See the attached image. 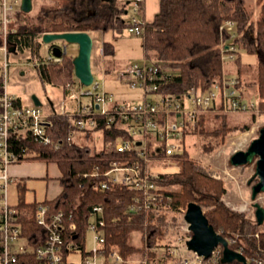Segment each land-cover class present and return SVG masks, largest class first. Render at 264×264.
<instances>
[{
	"label": "trees",
	"instance_id": "trees-1",
	"mask_svg": "<svg viewBox=\"0 0 264 264\" xmlns=\"http://www.w3.org/2000/svg\"><path fill=\"white\" fill-rule=\"evenodd\" d=\"M38 1V0H37ZM44 2L32 17L18 10L12 16L9 42L17 48V54L29 53V61L35 64L42 83L63 88L65 96L69 84L81 86L75 75L74 57L67 54L62 62H44L41 54L43 36L47 33L72 32H117L129 26L126 16L129 5L118 0H39ZM253 0H160V10L152 22L144 26L143 51L147 61L158 68L157 95L172 100L183 99L189 90L199 88L208 92L213 87L223 86L226 81L236 79L235 89L246 99L245 89L256 87L259 102L257 112L264 115V0H254L257 11L252 7ZM132 3V2H131ZM144 15V10L142 11ZM235 25L234 32L224 29L226 22ZM235 35H234V34ZM228 47H235L236 52ZM103 55L112 56L115 47L112 41L103 42ZM243 50L257 56V80L245 82L241 75V55ZM233 57V58H230ZM227 62L236 64V76L226 75ZM109 70V68H108ZM2 87V81H0ZM214 89V88H213ZM15 106H22L16 97ZM1 111V108H0ZM75 111V110H73ZM67 113H51L47 120V134L52 144L35 141L32 136H13L10 140L11 151L20 161H42L56 163L62 176L59 178L62 192L53 200L27 202L25 183H18L19 201L14 207L24 235L36 246L44 244L47 232L34 218L39 206L48 208V216L63 213L64 242H77L81 252L86 255V235L90 225L104 220L103 230L106 256L117 252L124 264L134 260L147 261L149 264H163L173 259L181 264L183 256L170 254L172 241H168L180 226V210L190 203L199 204L215 231L227 240L239 235L232 248L240 251L246 258L255 251L264 249V229L246 213L237 212L223 202L227 186L222 180L211 176L210 170L192 159L185 148L167 156L165 150L153 148L149 140L147 153L150 159H166L178 166L177 172L158 173L150 180L155 186L148 194L157 198L145 206V190L136 189L132 184H113L107 173L117 163L129 167L140 163L142 156L137 150L120 153L113 150L119 139L133 141L125 122L109 123L108 117H94L97 127L92 131L81 130L77 125L80 117L71 126ZM254 113H256L253 110ZM200 114L196 119L194 131L199 126L201 134H212L220 141H209L204 148L211 151L221 145L224 139L237 130H246L248 125L229 126L225 114H215L221 118V126L206 130L209 119ZM256 114L253 115L255 118ZM85 133L102 132L105 147L100 150L88 145L68 142L70 130ZM187 132H185L186 134ZM149 138H154L149 136ZM155 140V139H154ZM184 141V140H183ZM154 142H157L156 140ZM61 143L59 147L55 144ZM151 172L152 167H147ZM107 183V184H106ZM106 184V188L103 185ZM102 207L103 212L94 211ZM75 230H70V225ZM260 228V229H259ZM135 233L140 234V245L133 243ZM259 234V238L256 235ZM41 240V241H40ZM167 251V258L160 251ZM141 264V263H139ZM202 264H242L238 261L224 263L222 255L203 259Z\"/></svg>",
	"mask_w": 264,
	"mask_h": 264
},
{
	"label": "built area",
	"instance_id": "built-area-1",
	"mask_svg": "<svg viewBox=\"0 0 264 264\" xmlns=\"http://www.w3.org/2000/svg\"><path fill=\"white\" fill-rule=\"evenodd\" d=\"M23 0H0V264H97L99 258H114L115 262H122V257L117 252L106 256L104 250L105 238L100 227L105 226L104 220L93 222L89 230L95 236L97 246L86 255L81 253L83 259L80 262L69 260L71 254L78 253L80 244L77 242H64L63 213L48 216V208L39 206L35 211L36 223L47 232V239L43 245H33L24 235L23 226L19 222L17 210L9 202L8 192L11 184L9 168L16 163L18 157L11 151L10 140L13 136H32L39 143L52 144L53 140L47 134V120L50 114H45L40 106H15L16 97L8 92V81L11 69L14 65L12 58L17 56V48L9 42L12 16L21 9ZM146 0H132L131 15L129 18L128 32L132 35L144 36L146 21L142 18V11ZM235 25L228 21L224 29L234 32ZM122 32V31H118ZM234 34V33H233ZM235 35V34H234ZM15 48V52L11 49ZM236 52L235 47H228ZM56 49L60 54H56ZM102 46V53H103ZM68 54V45L62 41L61 45L49 43L48 54L44 56V62H62ZM233 58V57H230ZM35 66V64H34ZM158 68L150 61L144 59L142 63L132 65L121 76L128 79L132 87L140 86L145 95H157L158 85L154 83L157 78ZM236 79L226 81L223 86H215L208 92H202L199 88H192L186 93L183 102L172 98L161 97L154 101L145 99L144 103L132 108L123 105L110 107L112 98L105 90L103 84L94 77L93 83L86 87L69 84L66 90L71 91L77 108L69 112L71 126L74 119L80 117L77 125L81 130L92 131L97 127L94 117H108L109 123L125 122L133 141L119 139L113 144V150L120 153L137 150L142 156V162L146 166L137 163L129 167L113 164V168L107 173L113 184H132L136 189L145 190L147 194L146 204H151L153 199L148 190L155 188L150 180L155 176L147 167L150 158L147 153V145L153 136L157 141L155 148L163 149L167 156L173 155L180 149L179 142L183 141L185 132L195 126L200 114L211 112H257V105L242 98L235 89ZM87 98L86 102L82 99ZM52 113L65 115L67 106L62 103ZM217 113V112H216ZM75 130H70L68 142L72 143L76 138ZM61 143L55 144L59 147ZM183 149V148H182ZM181 149V150H182ZM107 184V183H106ZM106 184L103 188H106ZM95 212L102 213V207H95ZM75 225H70V230H75ZM259 238V234L256 235ZM239 236L228 240L229 246L235 244ZM41 241V240H40ZM162 258H167V251L162 250ZM238 251V250H237ZM242 253V248L240 251ZM170 254L175 255V251ZM222 246L215 248L212 256L220 257ZM243 254V253H242ZM248 264H264V249L255 251L254 255L246 258ZM203 258L193 253L191 257L182 259L181 264H202ZM141 264H149L147 261Z\"/></svg>",
	"mask_w": 264,
	"mask_h": 264
},
{
	"label": "rangeland",
	"instance_id": "rangeland-1",
	"mask_svg": "<svg viewBox=\"0 0 264 264\" xmlns=\"http://www.w3.org/2000/svg\"><path fill=\"white\" fill-rule=\"evenodd\" d=\"M44 2L39 0H33V10L29 13L30 16L34 17L38 8ZM251 5L255 12L257 7L255 6L254 0L251 1ZM145 8V5H144ZM150 7L148 11H150ZM145 10V9H144ZM131 15V13H130ZM147 15V13H146ZM128 20V19H127ZM145 20V19H144ZM93 40V51L91 57V68L94 77L98 82L103 84L105 90L109 93L112 98L110 107L113 105H123L127 108H132L138 104L144 103L145 99L154 101L161 98L160 95L150 94L145 95V91L142 87H132L128 79L121 76V73L127 71L132 65L142 63L144 61L143 51V36L132 35L125 28L122 32H108L104 37L105 40L112 41L115 47V52L112 56H104L102 53L103 41L100 39L101 34L99 32H92L90 34ZM56 45H61L62 41H55ZM68 45V53L72 57L76 58L79 52L77 44ZM49 44L43 43L41 54L46 56L48 54ZM241 55V75L245 82H255L257 80V56L256 54H249L243 50L240 51ZM14 65L11 69L10 78L8 81V92L9 94L19 97L25 106H32L33 96H37L42 102V111L45 114H51L53 109L50 102L54 104V108L58 107L62 103L70 101L69 96H65L64 89L52 86L50 84L42 83L40 80L37 70L34 64L29 61V53L19 54L12 58ZM21 68L25 71V75H20L18 69ZM109 68V70H108ZM236 64L234 62H227L226 64V75L232 78L237 74ZM246 100L254 103L255 105L259 102V97L256 87L252 89H245ZM88 100L84 99V103ZM219 114H225L227 117V123L229 126L248 125L246 130H237L236 132L228 135L221 145H216L211 151H207L204 148V144L209 141L213 143L220 138L210 134H201L199 126L193 130L191 127L187 130L184 135L182 142H179L181 151L185 148L189 153L190 157L210 170L211 176L217 180H222L226 186L227 191L223 195V202L230 209L243 212L248 215L250 219H255V208L253 207L252 201V187L257 182L253 180L250 184V180L255 174L256 165L253 162L250 165L243 167H233L230 164L231 156L238 151H246L251 143L258 138L260 130L264 127V115L253 111L248 112H219ZM216 112L207 113L209 121L204 124L206 130H214L221 126V118L215 117ZM256 114L255 118L253 115ZM152 146L155 148L156 142L154 138H150ZM79 145H88L92 149L100 150L105 147L102 139V132H91L89 136L82 132H76V138L74 141ZM149 167H152V174L158 173H172L178 171V166L175 163H171L166 159H151ZM20 191L17 184H11L9 186V202L12 206H15L19 201ZM47 195V182L43 180L27 181V190L25 191V200L27 202H41L44 201ZM256 202L260 203L264 207V193H261ZM187 208H181L180 210V226H178L175 233L170 236L168 241H172V246L178 244L176 248V255L183 257H191L193 253L188 251L182 241L189 239L192 235L189 225L185 221V213ZM204 213L205 210L203 209ZM264 229L263 226H260ZM259 228V229H260ZM239 236V235H238ZM133 243L140 245V234L135 233L133 236ZM181 242V243H179ZM97 246L95 236L92 230H89L86 235V252H90ZM82 252L71 254L69 260L78 262L83 259L81 256ZM142 260L131 261L130 264H139ZM97 264H124L122 262H115L114 258H99ZM169 264H175V261Z\"/></svg>",
	"mask_w": 264,
	"mask_h": 264
},
{
	"label": "water",
	"instance_id": "water-1",
	"mask_svg": "<svg viewBox=\"0 0 264 264\" xmlns=\"http://www.w3.org/2000/svg\"><path fill=\"white\" fill-rule=\"evenodd\" d=\"M33 0H23L21 10L30 13L33 10ZM64 41L70 44H77L79 52L73 60L75 75L80 83L86 87L93 83L94 75L91 68V57L93 51V40L89 33L72 32V33H47L43 36V42L49 44L55 41ZM15 52V48L11 49ZM56 54H60L56 49ZM35 106H42V102L37 96H33ZM255 162V174L250 180H258L252 187V201L255 208V217L257 224H264V207L256 202L258 196L264 193V127L260 130L259 136L255 139L246 151H238L230 158V164L233 167H243ZM185 221L189 225L192 233L191 238L186 242L190 252L197 254L203 259H209L215 248L222 246L223 262L232 263L238 261L242 264H248L246 257L229 247L228 240L221 234L217 233L210 225L209 219L205 215L203 208L197 203H190L187 207Z\"/></svg>",
	"mask_w": 264,
	"mask_h": 264
},
{
	"label": "crops",
	"instance_id": "crops-1",
	"mask_svg": "<svg viewBox=\"0 0 264 264\" xmlns=\"http://www.w3.org/2000/svg\"><path fill=\"white\" fill-rule=\"evenodd\" d=\"M118 1L120 3H127L129 5V12H128L129 14L126 16V19L129 20L132 0H118ZM144 5H145V8H143V10L144 9L145 10H144V15L142 14V18L145 19L146 23L152 22L153 19L155 18V16L159 13L160 0H146ZM149 7L151 8L150 11H148ZM146 13H147V15H146ZM99 33L101 34L100 39H102L103 42L108 41V40H105V38H104L107 35V33L106 34H103L101 32H99ZM18 71H19L20 75H25V71L23 69L19 68ZM84 99H82V101H84ZM73 101L74 100H72L70 98V101H67V103H64L72 111L76 110V108H77V104ZM21 102H22V100H21ZM32 102H33V100H32ZM32 104L34 105V102ZM50 104H51V107L54 111L55 110L54 104L52 102H50ZM22 105H24L23 102H22ZM9 175L12 179L11 184H14V183L18 184L19 182L20 183L22 182V183H25L27 186L28 180H30V181L43 180V181L47 182V195H46L45 200L55 199L63 190V187L61 186V183L59 181V178L62 176V173L60 171L59 166L56 163H46V162H42V161H20V162H16V163L11 164V166L9 168ZM189 239L182 241V243L184 244V246L186 247L187 250H188V248H187L186 242ZM179 243H181V242H179ZM175 246H178V244H176ZM230 248L233 249L232 247H230ZM172 250L175 251V255L173 258L178 257V255H176V249H172ZM233 250H235V249H233ZM223 251H224V249L222 247V254H221L222 258H223ZM235 251H237V250H235ZM159 254H160V256H162L164 253L161 250ZM78 262H80V261H78ZM170 262H173V259H169L167 262H165L163 264H169ZM154 264H159V263H154Z\"/></svg>",
	"mask_w": 264,
	"mask_h": 264
},
{
	"label": "bare ground",
	"instance_id": "bare-ground-1",
	"mask_svg": "<svg viewBox=\"0 0 264 264\" xmlns=\"http://www.w3.org/2000/svg\"><path fill=\"white\" fill-rule=\"evenodd\" d=\"M43 42V41H42ZM18 53V52H17ZM82 256V255H81Z\"/></svg>",
	"mask_w": 264,
	"mask_h": 264
},
{
	"label": "flooded vegetation",
	"instance_id": "flooded-vegetation-1",
	"mask_svg": "<svg viewBox=\"0 0 264 264\" xmlns=\"http://www.w3.org/2000/svg\"><path fill=\"white\" fill-rule=\"evenodd\" d=\"M257 180V179H256ZM258 181V180H257Z\"/></svg>",
	"mask_w": 264,
	"mask_h": 264
}]
</instances>
